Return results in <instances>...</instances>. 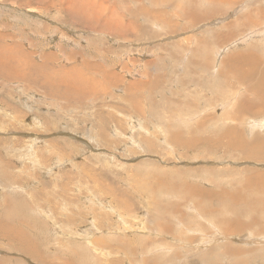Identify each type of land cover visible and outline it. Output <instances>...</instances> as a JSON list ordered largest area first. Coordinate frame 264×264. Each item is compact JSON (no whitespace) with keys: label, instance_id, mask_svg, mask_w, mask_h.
Returning <instances> with one entry per match:
<instances>
[{"label":"rangeland","instance_id":"rangeland-1","mask_svg":"<svg viewBox=\"0 0 264 264\" xmlns=\"http://www.w3.org/2000/svg\"><path fill=\"white\" fill-rule=\"evenodd\" d=\"M263 12L264 0H0V258L206 264L208 254L226 264L232 248L264 264L255 219L225 215L214 195L236 189L227 168L264 166L236 161L239 152L231 164L204 144L207 131L214 141L231 127L264 141V112L239 116L256 99L253 75L234 59L264 62ZM212 117L226 124L214 128ZM162 182L182 199L187 186L210 194L181 200L160 193ZM209 210L218 229L202 219ZM225 216L241 221L223 234Z\"/></svg>","mask_w":264,"mask_h":264},{"label":"bare ground","instance_id":"bare-ground-1","mask_svg":"<svg viewBox=\"0 0 264 264\" xmlns=\"http://www.w3.org/2000/svg\"><path fill=\"white\" fill-rule=\"evenodd\" d=\"M227 4V3H226ZM229 4V3H228ZM71 7V6H70ZM84 12V10H77V9H73L72 7L69 10V13L73 14V15H79L80 13ZM264 13V12H263ZM260 15V13H259ZM259 15H257L259 17ZM262 15V14H261ZM264 15V14H263ZM262 15V16H263ZM256 18V17H255ZM264 17H261V19ZM259 19L261 22H264V19ZM258 21V19H257ZM259 21V22H260ZM253 22V21H252ZM251 22V24H252ZM260 22V24H261ZM264 23H262L261 25L264 27L263 25ZM258 25V26H261ZM264 37V36H263ZM235 37H229L227 38V41L234 39ZM263 40V39H262ZM261 40V41H262ZM259 44V42H257ZM256 44V43H255ZM262 45V44H261ZM263 46V45H262ZM262 48V47H260ZM262 58V57H261ZM259 57V55L257 54H253V52L251 53H238L234 59L237 60V65L236 68H244L247 67L248 69L246 70L247 72H245V74L250 73L251 75H253V83L251 84V89L253 92V95L255 96L256 100H253L254 102L250 101L251 104L249 105H245L243 106L241 109H239L240 113L239 116L243 117L245 116H251L252 114L256 115H260V113L264 112V62L263 59H261ZM226 66V64H225ZM229 67V66H228ZM77 69V68H76ZM75 69V70H76ZM224 69V67H223ZM79 74V73H78ZM54 76V75H53ZM58 78V77H57ZM240 77L238 78V82L240 81ZM83 84V83H82ZM240 84V83H239ZM235 86V85H234ZM234 86H224V88L226 89H230L233 90ZM69 93V92H68ZM68 93H65L64 95L69 98V95H67ZM176 95V94H175ZM241 111H244L245 113H241ZM111 113V112H110ZM251 113V115H250ZM15 118V117H14ZM262 118V117H261ZM264 121V118H262ZM212 121H205L207 123H211L214 125V128L217 127L218 125H224L226 124L225 121H221V119H216L215 117H212L211 119ZM235 120V119H233ZM236 122V121H235ZM259 121L253 122V125L251 127V133L254 131H257L258 128L257 126H260ZM47 124V123H46ZM213 125H209V127H212ZM142 126V125H141ZM246 126V125H245ZM247 127V126H246ZM47 128V127H46ZM229 128V127H228ZM250 127H247V129ZM205 129V128H204ZM209 129V128H208ZM207 129V130H208ZM261 131H264V126H260ZM48 130V129H46ZM140 133V132H139ZM264 133V132H263ZM45 134V133H44ZM43 134V135H44ZM54 135V134H53ZM79 135V134H78ZM136 135V134H135ZM193 135V136H192ZM190 136H192L193 139L195 140H199L200 142H203V139L201 136L197 135V134H192ZM214 135H216V140L212 141L210 140L212 138V136L208 133L205 136V138L207 139V142H205V149H211L213 150V152H222L225 156H227L229 158V163L233 164L232 159H233V152H239V156L236 160V158H234V160L236 161H240V160H247L249 162H253L254 164L260 163V165L264 166V141L261 140V136L257 137L256 140L253 139H248L243 133L238 132L237 130H233V128H229L228 131H224V132H220V133H214ZM199 136V137H198ZM264 136V135H263ZM262 136V137H263ZM54 137V136H53ZM134 137V136H133ZM195 137V138H194ZM137 139V138H136ZM139 140V139H138ZM225 140H227L225 142ZM264 140V139H263ZM141 141V140H140ZM145 141V140H144ZM122 142V141H121ZM149 142V141H148ZM189 142V141H188ZM58 143V142H57ZM102 143V142H101ZM142 143V142H141ZM77 144V143H76ZM143 144V143H142ZM222 145V146H220ZM80 147V146H79ZM195 147V146H193ZM14 149V148H13ZM204 149V150H205ZM66 152V151H65ZM74 155V154H73ZM69 156V155H68ZM70 157V156H69ZM236 157V156H235ZM68 158V157H67ZM58 159V157H57ZM74 159V158H73ZM63 160V159H62ZM235 161V162H236ZM1 163V162H0ZM9 164V163H8ZM59 165V164H58ZM73 166V165H72ZM235 166V164H234ZM234 167H229L227 168L228 171L227 175H234V177H228L231 178V182L235 183V190L233 191V194H229L223 191H219L218 193H214V195L216 197H218L216 200H220L222 202V208L225 212V215L231 213V212H238V210H241V212H246L248 215H250L251 217H253V219H255L254 221L256 222L255 224H257L256 228L258 229L257 233L259 234H263L264 235V226H263V221L264 220H260L258 221V217L262 216L264 217V172H261L259 170H253V169H248L244 172L243 176L237 174L235 172V170L233 169ZM57 177L59 176V174H56ZM77 176V175H76ZM242 180H240V178ZM10 178V177H9ZM9 181V179H8ZM10 182V181H9ZM157 182V181H156ZM161 182V181H160ZM6 183V182H5ZM180 183V182H178ZM9 185V184H8ZM15 185V184H14ZM157 185V184H156ZM160 187L161 192L160 193H166L170 192L172 194H175L176 196H179V199L181 200H186L188 198L190 199H197L199 196L201 195H209L210 193L205 191V190H201V188L197 187V188H192L191 186H187L185 188V190L188 192V196L186 197V199H182L180 196L183 195V189H179V188H175L173 186H167L164 185L163 182L160 184H158ZM179 185V184H178ZM183 185V184H182ZM75 186V185H74ZM180 186V185H179ZM9 188V187H8ZM149 189H151L152 193L155 194L157 193V190L155 188V186L150 185L148 187ZM184 188V186H183ZM70 189V188H69ZM72 189V188H71ZM73 190V189H72ZM239 190V192H238ZM13 192V191H12ZM16 192V191H15ZM147 192V191H146ZM9 193V192H8ZM151 193V194H152ZM263 193V194H260ZM15 194V193H14ZM255 194L257 195L258 199L257 200H253V197L255 196ZM16 196V195H15ZM18 196V195H17ZM177 196V197H178ZM20 197V196H18ZM183 197V196H182ZM263 198V199H262ZM189 199V200H190ZM25 200V199H23ZM154 200V199H153ZM155 201V200H154ZM26 202V201H25ZM1 204V203H0ZM5 204V203H4ZM154 207V206H153ZM173 207V206H172ZM171 207V210H172ZM175 208V207H174ZM180 208V207H179ZM112 209V208H111ZM167 208H161L162 211H164ZM177 209V208H176ZM168 210V209H167ZM175 210V209H174ZM173 210V211H174ZM6 211V210H5ZM11 211V210H10ZM111 211V210H110ZM166 211V210H165ZM7 213H9V211H6ZM206 213H208L207 219L204 217L202 218L203 220H207L205 223L210 224V226H212L214 229H218L216 226H214V219L212 218L213 214L211 213V210L209 211H205ZM6 213V214H7ZM10 214V213H9ZM150 214V212H149ZM236 214V213H235ZM1 216H3L1 214ZM0 216V218H2ZM9 216V215H8ZM116 216V215H115ZM148 216V215H147ZM6 217V215H5ZM249 218V217H248ZM247 218V219H248ZM4 219V217H3ZM176 219V218H175ZM250 219V218H249ZM2 220V219H0ZM20 220V219H19ZM25 220V219H23ZM181 220V219H180ZM5 221V220H4ZM9 221V220H8ZM179 221V220H178ZM237 221V223L234 225V222ZM235 221L233 220H227L226 216H225V228H223V234L230 232L231 230L234 229V226L239 227V222L241 221L239 218H237ZM251 221V220H250ZM2 222V221H1ZM0 222V223H1ZM15 223V222H14ZM255 224L253 223V221H251V225H244L246 228L248 227L249 229L254 226ZM9 225V224H7ZM3 226V225H2ZM0 225V228L2 227ZM27 226V225H25ZM157 226V225H156ZM158 226H160V224H158ZM162 226V224H161ZM164 226V224H163ZM168 227V226H166ZM20 228V226H19ZM143 228V227H142ZM169 228V227H168ZM3 229V227H2ZM14 230V229H13ZM18 230V229H17ZM166 232L170 233V230L167 231V229H165ZM4 231V230H3ZM22 231V230H21ZM153 231V230H152ZM163 231V230H162ZM234 231V230H233ZM5 232V231H4ZM159 232H161L160 228H159ZM134 233V232H133ZM23 234V233H22ZM27 234V233H26ZM233 234V233H232ZM252 235V234H251ZM230 237V235H228ZM19 237V236H18ZM29 237V234H28ZM227 237V236H226ZM0 238L1 240H5L4 238V234L1 232L0 230ZM228 238V237H227ZM23 239V238H22ZM25 239V238H24ZM157 240V239H156ZM105 243V242H104ZM140 244V243H139ZM126 245V244H125ZM152 248V247H151ZM157 248V247H156ZM22 249V248H21ZM142 249H144L142 247ZM159 249V248H158ZM146 250V249H145ZM151 250V249H150ZM149 250V251H150ZM153 250V248H152ZM229 250L232 251V254H223V257L225 256V259H227L226 261L228 263L226 264H251V263H255L256 260L261 257L258 255V257H252V254H241L240 250L236 251L235 249L230 248ZM109 251V250H108ZM154 252V250L152 251ZM151 252V253H152ZM112 253V248L110 249V254ZM148 253V252H147ZM150 253V252H149ZM109 254V252H108ZM109 254V255H110ZM93 255V253H92ZM145 255V254H144ZM154 255V254H153ZM159 255V254H158ZM234 255L238 256V259H234ZM249 255V256H248ZM254 255V254H253ZM125 256V255H124ZM151 256V255H150ZM168 256V255H167ZM210 256L217 260L220 257L215 256V255H211ZM227 256V257H226ZM72 257V256H71ZM85 257V256H84ZM202 260L206 263V264H218L217 261H212L209 260V256L208 254H205L204 256L201 257ZM77 259V257H76ZM79 259V258H78ZM82 259V257H81ZM86 259V258H85ZM82 259V260H85ZM172 259V258H171ZM224 259V261H225ZM253 259V260H252ZM80 260V259H79ZM109 260V259H108ZM111 260V259H110ZM156 258H153L151 260H148L149 264H151L153 261H155ZM177 260L175 261V263H177ZM169 261V260H168ZM75 262V261H74ZM79 261L77 260V263ZM97 262V260H96ZM113 262V261H112ZM146 263V260H145ZM0 264H7V260L0 258ZM102 264V263H101ZM112 264V263H111ZM153 264V263H152ZM154 264H158L157 261L154 262ZM160 264V263H159ZM225 264V263H224Z\"/></svg>","mask_w":264,"mask_h":264},{"label":"crops","instance_id":"crops-1","mask_svg":"<svg viewBox=\"0 0 264 264\" xmlns=\"http://www.w3.org/2000/svg\"><path fill=\"white\" fill-rule=\"evenodd\" d=\"M30 240H31V238H30ZM29 251H31V250H30V248H28V249H27V252H29ZM28 255H29V256H31V255H32V256H33V258L35 257V255H34V254H28ZM6 260H7V264H8L9 260H8V259H6Z\"/></svg>","mask_w":264,"mask_h":264}]
</instances>
